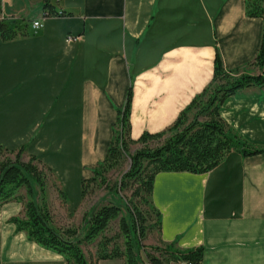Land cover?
Wrapping results in <instances>:
<instances>
[{
    "label": "crops",
    "instance_id": "1",
    "mask_svg": "<svg viewBox=\"0 0 264 264\" xmlns=\"http://www.w3.org/2000/svg\"><path fill=\"white\" fill-rule=\"evenodd\" d=\"M41 2L1 0L2 14L28 29L0 39V147L25 146L61 191L78 185L80 203L81 181L103 161L130 86L136 140L173 124L210 82L216 51L226 71L258 72L247 64L262 21L245 16L243 0H58L56 10L72 16L47 19ZM219 114L264 149V89L228 98ZM149 200L163 245L202 247V264H264V154L232 152L202 175L159 173ZM21 211L0 205V264H66L16 231L9 220Z\"/></svg>",
    "mask_w": 264,
    "mask_h": 264
},
{
    "label": "trees",
    "instance_id": "2",
    "mask_svg": "<svg viewBox=\"0 0 264 264\" xmlns=\"http://www.w3.org/2000/svg\"><path fill=\"white\" fill-rule=\"evenodd\" d=\"M57 3L58 0H42L44 19L72 16L56 10ZM243 3L247 18L262 21L257 53L247 64L258 70V75H247L238 69L226 71L216 51L210 82L180 111L173 124L160 133L144 132L136 140L130 138L132 88L129 87L123 108L116 111L113 139L103 161L92 176L80 184L83 198L90 184L97 179L99 184H104V174L117 169L126 157L128 169L108 191L117 196L119 191L130 188L132 193L128 201L117 196L119 203L94 208L89 215L83 216L82 228L55 227L46 202V187L52 178L50 168L33 155H27L25 146L16 151L0 147V205L21 204V213L9 220L17 232L24 233L27 240L38 247L61 256L66 264H97L112 259H120L124 264L203 263L202 247L181 250L174 244L158 242L159 246L147 251L142 241L150 230L158 229L160 215L150 203V208L142 211L133 200L150 198L154 178L159 173L202 175L213 170L232 152L243 158L264 154V149L245 141L219 114L228 98L248 89H264V0H243ZM27 29L28 23L24 20L2 14L0 0V39L7 42L25 37ZM131 146H137L133 153H130ZM56 190L66 200L58 187ZM113 222H117V233L107 237L105 233ZM120 238L122 249L116 244ZM95 242V256H86L84 249Z\"/></svg>",
    "mask_w": 264,
    "mask_h": 264
},
{
    "label": "rangeland",
    "instance_id": "3",
    "mask_svg": "<svg viewBox=\"0 0 264 264\" xmlns=\"http://www.w3.org/2000/svg\"><path fill=\"white\" fill-rule=\"evenodd\" d=\"M242 73L247 75H258L253 74L250 70H244ZM137 146L130 147V153H133L136 150ZM2 157L0 156V160ZM129 160L128 158H124L122 164L114 170H111L104 174L103 178L105 179L104 184H99V179L96 180L94 184H90L87 189L85 196L81 198L80 203V188L78 185H74L70 183L65 186V190L63 191L66 194L67 200L61 198L56 190L58 185L51 178L47 183L46 187V202L53 216V224L55 227H83V216L89 215L94 208L100 207L102 205H106L108 203H119V198L121 197L124 200L128 201L131 199L132 189L127 188L119 191L118 197L113 194V192H109L108 189L113 188L119 181L121 176L128 169ZM59 188V187H58ZM142 211L148 210L150 208L149 198H145L144 201L133 200ZM80 204V205H79ZM154 223V222H152ZM151 223V224H152ZM153 225V224H152ZM117 233V222H113L105 235L107 237H112ZM98 241V240H97ZM96 244L95 242L92 245L86 246L84 249L86 256L94 257L96 252ZM117 246L122 249L123 240L122 238L118 239L116 242ZM143 247L147 249L151 247L159 246L157 241V230L153 228L150 230L146 238L142 241ZM145 251V252H147ZM140 258H143V253L140 254Z\"/></svg>",
    "mask_w": 264,
    "mask_h": 264
},
{
    "label": "built area",
    "instance_id": "4",
    "mask_svg": "<svg viewBox=\"0 0 264 264\" xmlns=\"http://www.w3.org/2000/svg\"><path fill=\"white\" fill-rule=\"evenodd\" d=\"M31 26H32V28L37 29V28L40 27V24H39V22H33V23L31 24ZM180 264H186V263L182 262V263H180Z\"/></svg>",
    "mask_w": 264,
    "mask_h": 264
}]
</instances>
